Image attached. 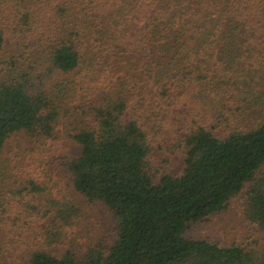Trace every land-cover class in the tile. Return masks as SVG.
<instances>
[{"label": "trees", "instance_id": "16d2710c", "mask_svg": "<svg viewBox=\"0 0 264 264\" xmlns=\"http://www.w3.org/2000/svg\"><path fill=\"white\" fill-rule=\"evenodd\" d=\"M0 59V154L63 123L72 187L116 221L112 245L59 258L81 209L27 181L9 223L40 218L45 248L25 264H264V0H0ZM244 190L257 240L186 236Z\"/></svg>", "mask_w": 264, "mask_h": 264}, {"label": "rangeland", "instance_id": "374dc122", "mask_svg": "<svg viewBox=\"0 0 264 264\" xmlns=\"http://www.w3.org/2000/svg\"><path fill=\"white\" fill-rule=\"evenodd\" d=\"M12 39L13 36H10V45L13 44ZM1 80L0 75V82ZM79 95L80 93H77L76 97ZM77 102L78 99L74 104ZM71 104L68 102L65 106L74 105ZM210 109L201 113V116ZM56 130L61 132L59 139H35L17 134L8 140L0 154V203H11L13 210L16 203L13 195L11 198V193L21 189L26 185L25 182L30 180L46 186L53 197L75 202L81 209L80 220L67 229L69 235L65 243L46 250L60 258L73 248L82 259L91 247L113 244L116 239V221L108 208L102 204H89L72 187L61 164L63 160L67 162L79 157L81 146L64 133L63 123H60ZM165 155L168 162L163 163V173L180 174L183 157L178 154V150H172L170 154ZM245 193L246 190L233 199L224 212L191 224L186 236L189 239L207 240L223 247L244 245L249 240H257L260 234H257L255 228L242 216ZM15 212V209L9 215H2L0 212V264H25L30 254L45 248L40 229L44 222L40 218L22 217L19 219L20 223L12 225L9 222L13 223L19 218Z\"/></svg>", "mask_w": 264, "mask_h": 264}]
</instances>
